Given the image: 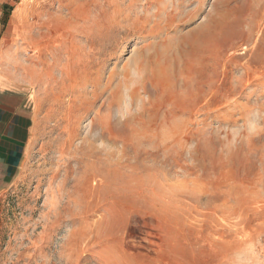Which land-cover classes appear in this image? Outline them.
<instances>
[{
    "label": "rangeland",
    "instance_id": "1",
    "mask_svg": "<svg viewBox=\"0 0 264 264\" xmlns=\"http://www.w3.org/2000/svg\"><path fill=\"white\" fill-rule=\"evenodd\" d=\"M6 9L34 123L0 264H264V0Z\"/></svg>",
    "mask_w": 264,
    "mask_h": 264
},
{
    "label": "crops",
    "instance_id": "2",
    "mask_svg": "<svg viewBox=\"0 0 264 264\" xmlns=\"http://www.w3.org/2000/svg\"><path fill=\"white\" fill-rule=\"evenodd\" d=\"M7 0H0V191L5 188L14 169L22 164L25 151L33 131V98L27 87L16 79L14 68L17 45H13L10 35L25 15L12 12L10 24L3 26ZM21 1L16 5H20Z\"/></svg>",
    "mask_w": 264,
    "mask_h": 264
}]
</instances>
